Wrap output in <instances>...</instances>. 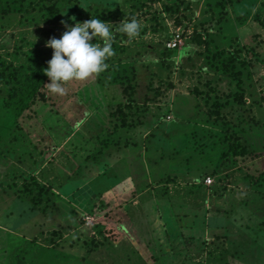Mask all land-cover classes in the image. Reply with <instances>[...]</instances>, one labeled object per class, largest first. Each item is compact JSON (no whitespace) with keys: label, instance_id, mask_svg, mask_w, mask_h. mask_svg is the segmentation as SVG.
Listing matches in <instances>:
<instances>
[{"label":"rangeland","instance_id":"rangeland-1","mask_svg":"<svg viewBox=\"0 0 264 264\" xmlns=\"http://www.w3.org/2000/svg\"><path fill=\"white\" fill-rule=\"evenodd\" d=\"M43 5L28 12L31 6L10 0L0 14V54L26 62L35 48L36 60L47 67L53 49L46 42L66 31L62 21L74 25L94 17L115 27L135 18L141 30L132 39L116 32L108 67L63 84V95L48 90V78L21 116L8 104L9 87L0 84V264H238L252 257L245 243L232 253L221 250L217 240L227 235L209 239L194 233L184 236L185 244L176 240L178 229L165 203L161 221L172 235L157 230L154 205L140 224L137 203L108 194L112 163L102 160L114 149L139 145L138 129L131 137L120 136L119 128H142L148 148L160 142L159 165L173 148L186 159L175 163L179 174L161 169L166 174L160 180L155 168L158 178L148 186L156 190L153 196L164 199L171 191L184 202H191L188 194L198 199L206 190L228 196L239 229L264 232V0ZM173 42L177 48L170 47ZM173 130L192 137L195 154L179 153L185 145ZM191 173L203 184L209 177L213 183L205 190L193 181L179 182ZM256 216L263 218L259 225ZM142 240L152 245L148 258L135 251L145 246Z\"/></svg>","mask_w":264,"mask_h":264},{"label":"crops","instance_id":"crops-1","mask_svg":"<svg viewBox=\"0 0 264 264\" xmlns=\"http://www.w3.org/2000/svg\"><path fill=\"white\" fill-rule=\"evenodd\" d=\"M184 99L185 98H180V100H178V108H181L183 112V106L185 103ZM134 130L135 139L139 142L138 146H132L131 149H127L124 147L119 149L118 151L114 149L112 152L114 154L108 153L105 159L102 160L103 163H105L106 161L108 163H112V165L110 164L111 167L109 165V168H111V175L108 178L110 179L107 180L109 187H111L109 189H106L108 190L107 192H109L108 194H112L114 198H123L125 200L134 201L135 203H137V206L135 207L137 210H135V212L137 218L140 221V224L141 222H143L142 220L144 217L147 218L149 216V209L154 205V210L156 208L154 217L158 220L157 227L160 226L157 230L160 233L167 235L170 233L169 227H166L165 223H162L161 221V219L163 220V217L165 218V215L167 214L164 211V207H162V203H165V208L166 206L169 207L168 210L170 211V216L172 217V223H175L178 232L183 237L190 234L194 235L195 233V235H203L209 239H218L221 235H227V238H221L217 240V245L221 246V250H223L224 248H229L230 252L232 253V248L236 250H238L239 248L241 249L242 244L245 243L247 247L246 249H251L252 251V257L251 254H247V257H245V259H241V261H238V264H264V238L260 237V234H264V232L259 229V227L258 229H252L251 232H255L254 234H250L251 232H249V230H247L246 232L245 230H243V228L239 229V227L237 226V220L232 213L229 214L230 203L228 202V196L211 194L206 190L207 186L211 185L207 183L203 184L201 179H196L197 175H194V173L183 175L182 178L179 179V182H185V186H188L186 182L192 181L193 185L206 186L203 187L206 190L205 192L197 194V196H202L201 198L196 199L195 195L188 194L192 197V200H190L191 202H184L183 199H180L179 197L176 198L171 196L173 195L170 194L172 193L171 191L164 199L157 198V195L153 196V193L156 191L154 189H152V193L149 192V184H152L154 180L158 178H155L157 175L153 174L155 172L157 173V170L155 169L156 167H158L160 171L159 179L157 180H160L161 175L163 173L166 174L165 171L163 172L161 171V169H163L165 166L169 168L172 167V171H169L171 175L173 176L175 174H179V169L175 166V163H186V159L176 155V150L171 146L173 143L172 142L169 146L173 148V151L171 153L172 157H168L165 165H159L160 163H162L161 159L164 158H162L163 149L156 146L158 143H160L157 142V139L154 143L155 145H152L150 148H148L145 145V142H147V140L143 141L142 139V137H147V134L143 132L144 130H142V128H119L118 133L120 136L129 135L132 137V135H134ZM173 132L177 133V135H179L178 137L183 138L182 140L185 146L181 150H179L180 148L178 149L180 151L179 153L181 155L183 154L182 156H187V154L184 153L185 149L188 152H191V154L196 153L195 148L190 143L192 139L190 135H184V133L182 134L181 131L176 132L175 130H173ZM175 136L171 138L173 139V141L175 139ZM167 141L168 140L166 139V142ZM174 147L176 148V146ZM172 163H174V165H171ZM153 165H155V167H152ZM198 180L201 182L196 183V181ZM171 183L174 184L173 182H170L168 185L171 186ZM179 194L182 195V191ZM157 207H160L161 210H159ZM261 219L263 218L256 216V225L260 224ZM135 226L138 227L137 225ZM129 230L130 233L137 231L136 229ZM143 233H147V230L145 229ZM146 242L147 240L143 242L145 246L140 244L141 246L138 247L135 251H139L142 254H145V257L148 258V255L152 252L153 248H150L152 245H150L148 248ZM209 245L211 247V243H209ZM226 256V259H231L228 253ZM253 257H255L254 260Z\"/></svg>","mask_w":264,"mask_h":264},{"label":"clouds","instance_id":"clouds-1","mask_svg":"<svg viewBox=\"0 0 264 264\" xmlns=\"http://www.w3.org/2000/svg\"><path fill=\"white\" fill-rule=\"evenodd\" d=\"M75 21V17H71ZM66 31L60 38L52 37L46 45L53 49L52 58L43 69L49 78L46 83L51 93L63 95V84L77 80L84 81L94 74L103 72L107 59L114 54L115 33L125 34L129 39L136 37L141 25L135 19H123L115 27L111 22L92 17L74 25L62 21ZM93 38L95 41L93 42Z\"/></svg>","mask_w":264,"mask_h":264},{"label":"trees","instance_id":"trees-1","mask_svg":"<svg viewBox=\"0 0 264 264\" xmlns=\"http://www.w3.org/2000/svg\"><path fill=\"white\" fill-rule=\"evenodd\" d=\"M17 1L25 4L26 6H31L27 7V11L31 12L33 9L36 11L38 7L43 10V3H45L46 0ZM8 5H10V0H0V14H6L8 11ZM27 54L28 60L20 63H16L14 60L9 59L8 56L0 54V84H6L9 87L11 99L8 104L14 108L16 116H21L26 109L30 108L32 102L39 93L41 86L48 79L43 71V69L46 68V65L43 62L39 64L36 60L35 48H31ZM178 234L179 235H177L176 240L181 239V241L185 244L188 239L180 235L179 232ZM169 235H172V233H169ZM15 262L14 264H19V261L16 259Z\"/></svg>","mask_w":264,"mask_h":264},{"label":"built area","instance_id":"built-area-1","mask_svg":"<svg viewBox=\"0 0 264 264\" xmlns=\"http://www.w3.org/2000/svg\"><path fill=\"white\" fill-rule=\"evenodd\" d=\"M170 46L171 47H177L178 46V42L170 43ZM206 183L209 184V185L212 184L213 183L212 177H209L208 179H206ZM88 220H90V218H88Z\"/></svg>","mask_w":264,"mask_h":264}]
</instances>
